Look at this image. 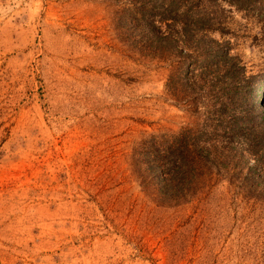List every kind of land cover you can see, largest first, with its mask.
I'll return each mask as SVG.
<instances>
[{
	"label": "rangeland",
	"instance_id": "374dc122",
	"mask_svg": "<svg viewBox=\"0 0 264 264\" xmlns=\"http://www.w3.org/2000/svg\"><path fill=\"white\" fill-rule=\"evenodd\" d=\"M145 3V20L186 14L161 26L171 44H150ZM262 36L223 0H0V264H264V167L213 162L172 198L141 156L185 129L223 132L204 50L237 57L264 106ZM184 64L196 84L175 95Z\"/></svg>",
	"mask_w": 264,
	"mask_h": 264
},
{
	"label": "trees",
	"instance_id": "16d2710c",
	"mask_svg": "<svg viewBox=\"0 0 264 264\" xmlns=\"http://www.w3.org/2000/svg\"><path fill=\"white\" fill-rule=\"evenodd\" d=\"M223 1L257 23L259 28L263 30L262 42H264V0ZM170 4L172 5V3ZM144 5V7L140 8L141 16L149 13L147 12L148 9H145L147 6L151 12L156 8L152 4L148 5L145 3ZM175 9H179V7ZM175 9L174 11L170 9L164 10V15L159 21L155 20L156 15L149 16L147 20H145L146 15L143 16L145 20L144 26L147 28V36L151 38L149 39L150 44L154 40L159 43L160 40L163 42L164 40L168 41V38H166L168 34H160L161 26L171 30L172 25H169L168 21L178 23L179 19L177 18L186 15L181 13L182 15L178 16V10L175 11ZM166 15H168V19L167 17L163 18ZM186 19L180 21L181 29L184 32L185 28L190 24L188 15ZM197 23L199 22L197 21ZM205 41L207 42L203 41L202 44L205 43L209 47L211 44H214L216 48L221 46L211 41V39ZM164 43L166 45L171 44L170 42ZM222 47L218 48L219 50L204 51L207 52V56L212 59L214 64L211 79L214 80V85L218 86V92L226 96L225 102L227 104L223 102L222 107L220 106V109L216 112L217 119H215L218 124H224L223 132L215 130L212 132H197L185 129L175 137L169 139L161 137L158 142L151 140L142 147L144 152L141 156L143 155L146 160L147 171L151 174H162L160 190L164 196L175 198L186 193L187 188L192 183V179H195L201 168L213 162L221 163L230 159L232 161L235 159L245 161L246 158H249L253 161L254 166L264 167V114H262L264 106L260 101L259 94L261 86L257 81V77L254 75L247 76L246 69L239 59L230 55L227 50H222ZM179 54L185 57L182 58V62H185L188 58L191 59V56L187 54L185 56L181 51ZM190 69L185 64L172 68L167 79L168 90L175 89L178 85V91H174L175 95L191 90L196 82L191 81L187 77ZM246 102L249 105L251 114L249 120H257L260 127V130L255 133H249L248 130L242 127L244 118L247 115L246 110L248 109L243 106V103ZM243 140H247L248 143L243 144ZM219 143H222V146H219ZM240 143L244 146H241ZM243 163L249 165L246 162Z\"/></svg>",
	"mask_w": 264,
	"mask_h": 264
}]
</instances>
